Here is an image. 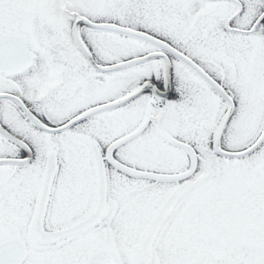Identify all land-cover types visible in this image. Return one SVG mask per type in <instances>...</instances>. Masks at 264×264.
<instances>
[{
  "label": "snow or ice",
  "instance_id": "snow-or-ice-1",
  "mask_svg": "<svg viewBox=\"0 0 264 264\" xmlns=\"http://www.w3.org/2000/svg\"><path fill=\"white\" fill-rule=\"evenodd\" d=\"M0 264H264V0H0Z\"/></svg>",
  "mask_w": 264,
  "mask_h": 264
}]
</instances>
